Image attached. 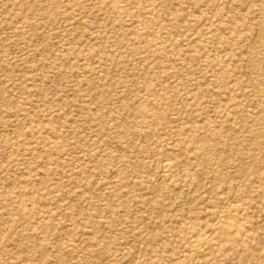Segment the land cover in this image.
<instances>
[{"label":"rangeland","instance_id":"obj_1","mask_svg":"<svg viewBox=\"0 0 264 264\" xmlns=\"http://www.w3.org/2000/svg\"><path fill=\"white\" fill-rule=\"evenodd\" d=\"M0 264H264V0H0Z\"/></svg>","mask_w":264,"mask_h":264},{"label":"bare ground","instance_id":"obj_2","mask_svg":"<svg viewBox=\"0 0 264 264\" xmlns=\"http://www.w3.org/2000/svg\"><path fill=\"white\" fill-rule=\"evenodd\" d=\"M227 99H228V97H227ZM227 99H226V100H227ZM226 116H227V115H226ZM232 117H234V116H232ZM226 118H227V117H226ZM227 120H228V119H227ZM22 132H23V131H22ZM165 161L169 162L168 160H165ZM161 162H162V161H161ZM167 162H166V163H167ZM166 163L164 162V165H163L164 167H167V164H166ZM169 165H170V164H169ZM167 168H168V167H167ZM162 169H164V168H162ZM162 173H164V172L162 171ZM166 173H167V172H166ZM164 175H165V174H164ZM161 176H162V175H161ZM162 178H164V177H162ZM169 180H170V179H169ZM181 180H182V179H181ZM171 181H172V179H171ZM163 182H165V181H163ZM185 182H186V181H185ZM172 183H173V182H172ZM176 183H177V182H176ZM190 183H191V182H190ZM169 184H170V182H169ZM177 184H178V183H177ZM181 184H182V182H181ZM192 185H193V184H192ZM240 185H242V184H240ZM166 186H168V185H166ZM166 186H165V187H166ZM179 186H180V185H179ZM181 186H182V185H181ZM170 187H171V185H170ZM193 187H194V186H193ZM174 188H176V187L174 186ZM180 188H182V187H180ZM167 189H168V188H167ZM187 189H189V188H187ZM169 190H170V189H169ZM174 191H176V190H175V189L173 190V192H172L173 194H175ZM177 191H178V190H177ZM179 191H180V190H179ZM187 192H188V191H187ZM179 193H180V192H179ZM189 194H190V193H189ZM175 197H176V196H175ZM177 197H178V196H177ZM229 204H230V203H229ZM227 207H228V206H227ZM219 215H220V214H219ZM220 216H221V215H220ZM217 217H218V216H217ZM219 218H220V217H219ZM217 220H218V219H217ZM217 220H216V221H217ZM216 221H215V223H216ZM39 241H40V240H39ZM191 261H192V260H191Z\"/></svg>","mask_w":264,"mask_h":264}]
</instances>
